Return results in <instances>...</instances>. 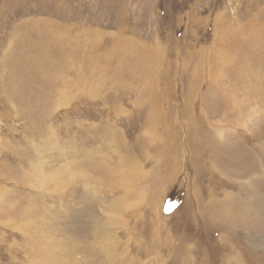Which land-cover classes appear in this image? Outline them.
I'll return each mask as SVG.
<instances>
[{"label": "rangeland", "instance_id": "374dc122", "mask_svg": "<svg viewBox=\"0 0 264 264\" xmlns=\"http://www.w3.org/2000/svg\"><path fill=\"white\" fill-rule=\"evenodd\" d=\"M0 264H264V0H0Z\"/></svg>", "mask_w": 264, "mask_h": 264}]
</instances>
